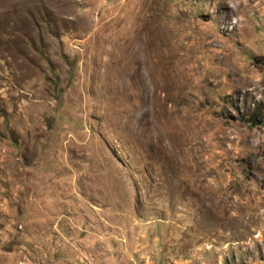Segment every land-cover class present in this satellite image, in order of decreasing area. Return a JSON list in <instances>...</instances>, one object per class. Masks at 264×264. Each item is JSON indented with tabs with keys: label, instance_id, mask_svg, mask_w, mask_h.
Wrapping results in <instances>:
<instances>
[{
	"label": "rangeland",
	"instance_id": "1",
	"mask_svg": "<svg viewBox=\"0 0 264 264\" xmlns=\"http://www.w3.org/2000/svg\"><path fill=\"white\" fill-rule=\"evenodd\" d=\"M0 264H264V0H0Z\"/></svg>",
	"mask_w": 264,
	"mask_h": 264
},
{
	"label": "trees",
	"instance_id": "2",
	"mask_svg": "<svg viewBox=\"0 0 264 264\" xmlns=\"http://www.w3.org/2000/svg\"><path fill=\"white\" fill-rule=\"evenodd\" d=\"M256 114L255 113H253V114H251V115H249L248 117H247V119L246 120H244V122L245 123H250V124H253V125H255V121H256Z\"/></svg>",
	"mask_w": 264,
	"mask_h": 264
}]
</instances>
